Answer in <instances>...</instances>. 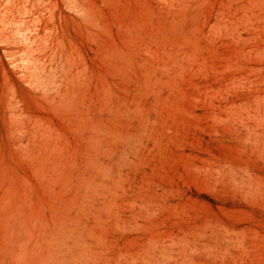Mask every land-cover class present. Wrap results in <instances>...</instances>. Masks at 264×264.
I'll use <instances>...</instances> for the list:
<instances>
[{"label":"rangeland","instance_id":"1","mask_svg":"<svg viewBox=\"0 0 264 264\" xmlns=\"http://www.w3.org/2000/svg\"><path fill=\"white\" fill-rule=\"evenodd\" d=\"M0 264H264V0H0Z\"/></svg>","mask_w":264,"mask_h":264}]
</instances>
